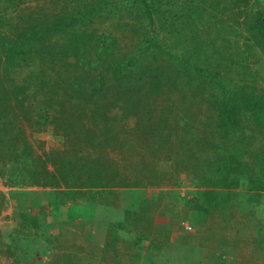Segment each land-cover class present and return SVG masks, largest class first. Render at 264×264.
<instances>
[{"label":"rangeland","instance_id":"obj_1","mask_svg":"<svg viewBox=\"0 0 264 264\" xmlns=\"http://www.w3.org/2000/svg\"><path fill=\"white\" fill-rule=\"evenodd\" d=\"M143 1L0 0V93L2 91L11 92L15 90V87L25 86L28 89L26 92L30 91L31 95L37 97V101L36 99L29 101L30 99L24 98L8 101L12 109L8 111L10 120L7 122L17 131L21 129L24 134L16 138L20 140H14L12 135H7V141L14 142L19 146V149H28L30 158L25 164L28 173L24 176L21 175L19 179L23 182L0 178V184H4L3 187L1 186L4 191H0L2 200L9 202L8 199L12 193H23L26 192L25 190L34 187L52 188L56 193L52 194L50 198L58 193L61 195L60 198L64 196L71 205L82 206L91 203L95 206L96 211H98L97 203L100 201V191L103 192L102 197L104 195L106 200H110L106 194L108 189H105V186L93 187L89 185V178H92L90 167L102 169V166L95 164L99 162L98 157H103L106 155V151H109L110 157L116 158L127 150V146L132 147L133 143L135 144L142 139L134 140V137L137 136L134 132L131 136L126 135V125H124L123 120L114 121L115 132L110 126L108 127L106 121L105 123L101 121V118H98L93 124L90 120L93 119L91 117L94 111L91 110L95 109L96 105L100 107L106 101L105 97L111 90L110 82H113L111 70L118 67L119 60H125L127 63L133 59L130 57L142 55L141 49L145 45L141 40V31L142 29H149L143 14L145 11ZM186 1L189 0H162L156 4L155 0L157 8L160 7L161 10L159 8V12L154 15L156 17L161 16V21H156L155 28L150 26L152 28L148 30L149 35L154 34L158 41L165 44V53L168 52L172 57L169 59V55L162 53L165 56V62L161 65H167V71L176 74V76L178 75L177 72H180L178 77L183 82L182 90L176 91L174 98L170 99L166 105L175 117L180 118V122L185 126L183 128L189 130L190 136L188 137H190L193 148L198 151L199 155L206 148L211 151L208 158L215 162L220 157L221 148L225 152L235 150L237 152L238 150L244 161L250 160L251 164H255V172L258 171V177L263 179L261 174L264 170L262 167L264 159L261 160L260 156H264V127H262L264 123H258L257 118L255 119L253 116H245L242 118L244 121L240 126L243 131L242 135H244L237 138L234 135L224 137L222 133L217 132L214 123L209 125L206 122L207 130L213 136V141H210L209 144L198 136V125L204 119L207 109L216 111L218 108L215 100L212 99L211 102H208L209 97L213 98L212 93L216 92L213 83H220L223 91L229 90L230 92L246 85L247 87H254L256 94H259L264 101V49L252 48L247 40L251 38L249 27L253 24V17L256 16V12L260 10L264 14V0H248L246 4L243 0H237L240 4L236 7L233 6V2L237 3L236 0H227V3H225L226 1L222 2L216 10H214L215 5L210 1L207 5H203V11L198 10V21L192 25L191 29L184 30L180 27L181 20L179 19L180 14L184 13L178 11H180L181 3ZM195 3L198 6V3ZM70 14L72 15L70 20L74 21V24L68 26L70 35L68 38H71V33H75L76 28H79L80 31H87L92 38L88 45L81 46L80 49L75 47L70 56V63L66 60L59 63L62 65L61 68H56V66L52 68L50 61H47L48 58H45L46 61L42 60L39 53L32 56V52H29L28 49L35 43L39 48L44 40H51L47 29H45L49 19L58 15L59 17L66 16L65 18L69 19ZM81 14L84 21L80 19ZM35 23H37V29L33 30L31 26ZM34 33L42 34L43 41L40 38H36L35 41L31 39L30 36ZM60 36L61 34L59 37L57 36L58 41L56 40L58 45L70 52L71 43ZM20 39L23 40V43ZM245 43H248L247 49L244 46ZM227 49L229 52L231 51V54L229 53L230 55L224 59L225 66L223 67L221 65L223 57L228 55L223 52ZM241 50L245 52L242 54ZM46 52L43 51V54L46 55ZM158 55L160 56H157L158 59L162 58L160 54ZM76 58L79 59V69L75 68L71 62ZM181 58H186L187 61L196 65L193 73H189L188 70L176 69L174 61ZM32 60L35 61V64L31 62ZM147 63L148 61H146ZM136 64L144 65V61L137 59ZM68 65L70 66L68 67ZM122 65L124 66V64ZM148 65L153 64L148 63ZM76 73H82L86 78L83 81L85 84L83 89H78L75 86L77 89L74 93L67 86ZM9 75L13 79H9L10 77H7ZM43 75H49L54 83L57 82L61 87L58 91L61 96L56 97L57 95L54 94L53 103L48 98L46 101L42 90L34 86L37 79L39 81ZM149 75H152L151 71H149L148 76L146 75L142 79L135 75L136 84L134 87L135 91L138 92V97H146V94L150 92ZM206 77L212 79L208 85L205 80ZM63 88L68 95L63 94ZM77 91L80 93L77 94ZM154 95L152 93V95L147 96L153 107L155 106L153 102H160L166 97V94ZM121 99L122 97L120 101H122ZM46 103H48L49 109ZM117 111L113 112L117 114ZM169 117L171 121V116ZM205 124H202L201 127H204ZM0 129L4 133H14L10 126L2 124ZM110 130L113 132L111 133ZM182 132L184 133L185 130ZM119 140L123 142L120 143ZM132 153L137 152L133 150ZM159 160L168 161L165 156L159 157L158 162ZM62 164H66V166H62ZM59 171L63 172V176L60 175ZM169 171L170 173H166V181H164L168 185H162L161 190L164 193L173 191L178 198L182 197L179 203L176 201V197L170 196L171 198L168 200L166 194L163 197L154 196L159 193L160 189L148 187L152 189L148 199H152L153 205L156 203L157 209H166L164 210L167 212L166 219L171 220V223L174 221L169 230L162 232L165 233L162 235V240L167 241L169 246L166 245L165 249L167 250H162L158 253L160 256L156 257L162 260V264H207L204 258L205 253L208 249L213 251L217 247L216 244L208 243L204 245V252L196 250L194 254L190 255L184 251L186 249L183 250L184 245L182 243L179 246L175 244L176 241L180 242L183 237H192L193 233L198 234V240L205 235L204 226L200 227L198 222V218H202L199 211L203 202L200 200L199 203L197 198L191 205H188L185 199L198 197L197 192L205 190L206 186L201 185L198 188L190 183L191 179L188 176L197 178V171L189 170L188 174L184 170L169 169ZM70 176L74 178L69 179ZM63 177L69 179L67 184L62 179ZM43 182L46 183L42 185ZM245 187V182H241L240 186L237 187L240 189L236 192L245 194ZM196 203L198 204L196 205ZM170 204H174L172 208ZM15 207L9 205L6 208V210H13V215L19 218L18 222L13 223L14 225L8 223L11 222V219L7 214L0 217V224H2L0 228V264H63L68 259L66 257L67 251H69L67 247L74 248L76 253L73 264H99L101 259L107 258L103 253L101 256L99 255L102 248L97 243H95L96 247L88 246L85 248L86 238L82 240L81 237L80 240L82 241L71 240L70 243H68V239H49L45 234L42 220L37 215L43 211L38 212L37 208L19 205L16 207L17 209ZM103 207H99L102 211V218L110 216L108 211L103 212V209L106 208ZM183 209L187 211L186 216ZM110 213L109 220H113L117 214L115 211ZM156 213L155 216L164 217V213L159 211ZM255 213L258 219L264 220V199L261 206L255 208ZM25 220L26 224L23 223ZM179 221H184L183 225L190 226L192 230L182 229L178 225ZM198 226L200 233H198ZM74 231L77 233L80 230L75 228ZM144 231L147 233L148 239L152 238L151 244L150 242L147 243L150 244L149 247L151 248L155 245L153 237L158 232L145 229ZM183 231L187 232L186 235ZM159 240L158 236L157 243ZM242 241L239 244L235 243V250L231 252L234 254L232 256L230 254L232 261L229 264H237L243 261H245L244 263L248 262L247 264H261L254 260L251 251L253 242H248L246 239ZM162 244H164L163 241ZM198 246H200L199 241ZM110 248L113 249V247ZM231 248L234 246L229 243L221 250L230 252ZM85 249H89L91 255ZM120 252L122 254L119 260H124L122 264L136 263V260L132 259V255L129 256L131 252L127 243H123ZM125 257L127 260L124 259ZM155 263L152 259L148 262V264Z\"/></svg>","mask_w":264,"mask_h":264},{"label":"trees","instance_id":"obj_2","mask_svg":"<svg viewBox=\"0 0 264 264\" xmlns=\"http://www.w3.org/2000/svg\"><path fill=\"white\" fill-rule=\"evenodd\" d=\"M160 1L156 0V4L160 3ZM210 1L215 5L214 10H216L222 2H228L227 0H189L181 3L180 11L178 12H183L184 14H180L179 16L181 20L180 27L184 28V30L191 29L192 25L198 21V10L203 11V5H207ZM247 1L248 0H243L244 4H246ZM195 2L198 3V6ZM156 4L155 0L143 1L145 9L143 14L149 25L148 30L152 28L150 26H154L155 28L157 25L156 21H161V16L156 17L154 15L156 12H159L160 8H157ZM239 4L238 1L237 3L233 2L234 7L239 6ZM255 15L256 16L253 17V24L249 27L251 38L247 40L252 48L259 47L260 49H264V14L259 10ZM71 16L70 14V18L67 19L65 18L66 16L59 17L58 15L46 22L45 29H47V33L51 38L50 41H43L42 34H32L30 36L31 39L35 41L36 38H40L44 44L42 42L39 48H37L36 43L31 46L28 49L29 52H32L31 55L34 56V54L39 53L42 60L46 61L45 58L49 59H47V61H50L52 68H54V66H56V68H61L62 65H59V63L66 60L69 62L75 47L80 49L81 46L88 45L92 37L89 36L87 31H80L79 28H76L75 33H71V40L68 38L70 37L68 26L74 24V21L70 20ZM80 19L84 21L82 14L80 15ZM31 28L36 30L37 23L33 24ZM148 30L142 29L141 31V40H143V44L145 45V47L141 49L142 55L130 57V59H133L127 61V63L125 60H119L118 67L112 68L113 82H110L111 90H109V93L105 97L106 101L101 104L100 107L96 105V108L91 110L94 111V114L91 117L93 119L90 120L94 124L98 118H101V121H104V123L106 121L108 127L110 126L113 130L115 128L113 125L114 121L117 119L123 120L124 125H126V135L131 136L132 132H134L137 135L134 137V140L137 138L142 140L137 141L135 144L133 143L131 145L132 147L127 146V150L123 154H119L116 158L110 157L109 151H106V155L103 157H98L99 162L95 164L102 166V169L98 170L97 168L90 167L92 178H89V185L93 187L105 186V189L108 190H115L118 188L139 189L155 187L160 190L159 193L154 196L163 197L165 193L162 192L161 186L164 184L168 185L166 184L167 182L164 183V181H166V173H170L169 169L184 170L186 174L190 172L189 170L192 172L197 171V178L187 175L188 178L191 179L190 183L195 187L205 185L206 189L197 192L198 197H188L185 201L188 205H191L197 198L199 203L200 200L203 202L201 204V210L199 211L202 218H198V222L200 223V227L204 226L203 231H205V235L199 238L200 249H198L204 252V245L208 243H213L217 246L211 251L213 254H209V252L205 254L204 258L207 259L205 262H210L211 264H229L232 261V258L230 259L232 255L230 256V254L235 250V243H242V240L246 239L248 242H253L251 251L254 260L264 264V220L262 218L258 219L255 213V208L260 207L264 199V170L261 174L263 179H261L258 177V171L255 172L254 170L255 164H251L250 160L244 161L242 154H240L238 150L237 152L236 150L225 152L221 148L220 157L214 162L213 159L208 158L211 153L210 150L203 148L204 153L202 152L199 155L198 151L193 148L194 146L191 143V139L188 137L190 136L189 130L183 128L185 126L180 122V118L175 117L174 113H172L166 105L170 99L174 98L176 91L182 90L181 86L183 82L178 77L180 72H177L178 75L176 76V74L167 71V65H161V63L165 62V56L162 54L165 53V44L158 41L154 34L149 35ZM60 34L71 43L72 47L70 52H67V50L58 45L57 36L59 37ZM20 40L21 43H23V40ZM244 46L247 49L248 43H245ZM43 51H47L46 55L43 54ZM244 52V50H241L242 54ZM223 53L228 54L223 57V62L221 63L224 67V59L231 54V51L229 52V49H227V51ZM158 54H160L162 58L158 59ZM165 54L169 55L168 52ZM137 59L142 62L144 61V65L136 64ZM169 59H172L170 55ZM146 61L153 65L149 66L148 63L146 64ZM31 62L35 64V61L32 60ZM71 62L75 68L79 69V59L76 58V60H72ZM174 62L176 63V69L180 71L188 70L189 73H193V69L196 68V65L187 61L186 58L177 59ZM121 64H124V66H121ZM70 65H68V67ZM169 69L171 71V66ZM149 71L152 72V75H149L151 81L150 92L147 94L145 93L146 97H138V92L135 91L134 87V84H136L134 77L136 75L137 78L142 79L144 76H148ZM7 77H10V75ZM85 78L84 74L76 73L71 78L72 83L70 82L67 88L71 89L74 93L77 88L82 90L85 85L83 82ZM9 79H13V77ZM205 80L207 81V85L212 81V79L208 77H206ZM212 85L216 92L212 93L211 96L213 98L209 97L208 102H211L212 99L215 100L218 108L216 111L207 109L204 119L198 125V136L208 144L210 141H213V136L210 134L209 130H207L206 122L209 125L214 123L217 132L219 131L222 133L224 137L234 135L237 138H241L244 135H242L243 131L240 126L244 121L242 118L245 116H253V118H257L256 121L258 123H264V101L259 94H256L254 87H247L246 85L230 92L229 90L223 91L221 84L218 82ZM34 86L42 90L43 97L46 101L48 98L53 103L54 94L57 95L56 97L61 96L60 93H58L61 87L57 82L54 83L49 75L41 76L39 81L37 79ZM63 89V94L68 95L65 88ZM26 90L28 89L25 86H18L11 92L2 91L0 93V125L10 126L14 131V133L10 134L9 132L4 133L3 130L0 129L1 179L18 181L21 175L24 176L28 173L25 164H27L30 158L29 150L19 149L17 144L7 141V135H12L15 140L24 134L21 129L17 131V129H14L12 125L7 122L10 120L8 111L12 109L8 101L16 98L30 99L29 101L36 99L37 101V97L31 95L30 91L26 92ZM81 90L79 91L81 92ZM79 91H77V94L80 93ZM152 93L153 95L158 93L166 94V97L160 102H153L156 106L153 107L152 102L147 98V96L152 95ZM218 95L220 97H217ZM91 96H93V94H91ZM121 97L122 101H120ZM96 104H98V102H96ZM46 105L49 109L48 103H46ZM115 110H118L117 114L114 113ZM80 113L83 112L80 111ZM163 114H165V116H162ZM169 116H171V121ZM202 124H205V126L201 127ZM262 127H264V124H262ZM182 130H185V132L183 133ZM110 132L112 133L113 131L110 130ZM119 142L122 143L123 141L119 140ZM197 145L199 146V144ZM239 149L241 148L239 147ZM133 150L137 153H132ZM162 156H165L168 161L163 162V160H159L158 162L159 157L161 158ZM151 158H153V160H150ZM260 159L263 160L264 156L261 155ZM62 166H66V164H62ZM262 167L264 169V164ZM59 173L63 176V172L59 171ZM71 178L74 177L70 176L69 179ZM62 179L66 184L68 183L69 179L64 177ZM186 181L189 182L190 180ZM176 182L178 181L176 180ZM241 182H245L246 184L245 194L236 192V190L240 189L237 187L240 186ZM45 183L46 182H43L42 185ZM76 186L78 185L76 184ZM102 193V191L99 193V198H101V200ZM170 194H173L177 198L176 201H178V199H180L179 201L182 200V197L178 198L173 191L170 192ZM92 196H94V194H92ZM104 199L106 200V198ZM4 202L5 201L0 198V212L4 210ZM197 204L198 203H196V205ZM107 205L108 204L105 206L106 210ZM164 210L166 209H161L160 212L167 214ZM156 211L157 206L156 203L153 205L152 199L143 200L136 211H127V215L123 218L114 217L116 225L110 228L111 233L121 232L124 237V243L127 242V244H132V248L136 250L133 259L136 260L138 264L144 255L156 262L155 264H162V260L156 256H160L158 253L162 250H167L165 249L166 245L169 246L167 241L162 244L163 233L160 231L162 225H155L154 230L156 233L158 232L156 235L160 238L159 243L151 248L143 247L144 241L148 239L144 229L149 226V221H153L152 216ZM183 213L186 216L187 211L183 209ZM23 223L26 224V220ZM173 223L174 221L172 224ZM183 224L184 221H179L178 223L182 229L184 228ZM199 226L198 233L201 232ZM127 236L132 237L129 238ZM191 238L190 236L183 237L180 242L176 241L175 244L179 246V244L182 243L184 245V250L186 249L185 245L189 243L188 241ZM112 239L115 241L117 238L113 235ZM230 239H232V241H230ZM229 243H231L234 248H231L230 252L222 251L221 249L224 246H228ZM217 250L218 254L216 255L215 252ZM229 259L230 261L228 262Z\"/></svg>","mask_w":264,"mask_h":264},{"label":"crops","instance_id":"obj_3","mask_svg":"<svg viewBox=\"0 0 264 264\" xmlns=\"http://www.w3.org/2000/svg\"><path fill=\"white\" fill-rule=\"evenodd\" d=\"M1 186L3 187L4 184L2 185L0 184V191H4L3 190L4 188H1ZM151 190L152 189L148 187L139 188V189H121V188L119 189L118 188L115 190H108V193L106 194L110 198V200L107 199L110 202L105 200L104 199L105 196L103 195L104 198L102 197V200L101 198H99L100 201H98L97 203L98 211H96L95 206L91 205V203L83 204L82 206H78L77 204L71 205L70 201L66 200L64 196L61 197L62 198L61 199L60 198L61 195H58V193L52 198H50L52 194L54 195V193H56L54 189L52 188L42 189L39 187H34V188H29L25 190L26 192H23V193H17V194L12 193L10 198L8 199L9 202L7 201L4 202L5 207H4L3 212L6 210L7 207H9V205H12L13 207H15L16 205L17 206L19 205V206H25V207H29L33 209L37 208L38 212L43 211L42 212L43 214L37 213V215L41 218L42 220L41 222L44 225L43 228L45 230V234L48 236L49 239L51 240H55L56 238L68 239L67 241L68 243H70L72 242L71 240L82 241L84 238H86L84 242L85 248L88 246L96 247L95 243H97L99 244V247L102 248V251L99 252V255L101 256V253H103L107 257V258L101 259V262L99 264H122L124 260L121 261L119 260V258H120V255L122 254L120 250L123 247L124 237L119 231L117 233H111L110 228L116 225L115 224L116 220L113 217H112L114 219L113 221L109 220L111 216L110 212L115 211V213L117 214L116 215L117 217H120V218L125 217L127 215L126 214L127 211L129 212L136 211L139 208L140 203L143 200H146L149 198ZM109 191H111L112 193ZM165 194L168 195V200L171 197L172 198L175 197L173 194H170V192H165ZM105 201L108 203H106ZM101 202L104 204H102ZM177 202L179 203L180 201H177ZM105 203L108 204L107 210L105 208L103 209V212H105V210L108 211L107 213L110 216L102 218V211L100 210V208H102L103 206H106ZM170 205L172 208L174 204H170ZM160 210L157 209V211L159 212ZM3 212L0 214V217L1 215L7 214L9 218L11 219V222H8V223H12V225H14L13 223L19 221L18 220L19 218H16V216L13 215L14 214L13 210L7 209L6 212L4 213ZM155 214L157 213L155 212L153 214L152 216L153 221L152 222L149 221L148 223L149 226H147L145 230L153 231L155 229V225L156 226L162 225L161 226L162 229L160 230L162 232H164L165 230H169L171 228L172 223H171V220L166 219L167 214L165 213L164 217L155 216ZM169 216L171 217L170 214ZM120 220H123V219H120ZM1 225L2 224H0V228L2 227ZM75 228H78V230L80 231L76 233L74 231ZM3 231H6V230H3ZM186 233L187 232H184V235H186ZM163 234L165 235V233ZM113 235L117 238L115 241H113L112 239ZM127 237L131 238L132 236H127ZM80 238L82 240H80ZM147 238H148V235H147ZM89 240H92V241L89 242ZM151 241H152V238L145 240L143 243V247L144 248L149 247V245L151 244ZM153 241L155 242V245L158 244L157 235L153 237ZM162 241L165 242V240H162ZM148 242H150L149 245L147 244ZM188 242L189 243L185 245V248H186L185 252H187L189 255L194 254L196 250L197 251L199 250L198 248L200 246H198V234L196 235L195 233H193L192 238ZM128 245H129V250L131 252L129 256L131 257L132 255L133 257V255L136 253V250H134L135 248L134 249L132 248V244H128ZM110 247H113V249L111 250ZM67 250H69L67 251V255H66L68 259H67V262H63V264H73L75 260V254H76L74 251V248L67 247ZM85 251H88V253L91 255V253L89 252L90 251L89 249L87 250L85 249ZM208 252L209 254H213L210 249H208L205 254H208ZM215 254L217 255L218 251H216ZM69 256L71 257L69 258ZM124 259L127 260V257H125ZM235 259L238 261L237 258ZM149 261L150 259L144 255L139 264H148ZM244 262L245 261L237 263V264H247ZM205 263L208 264L209 262H205ZM134 264H138V262Z\"/></svg>","mask_w":264,"mask_h":264},{"label":"built area","instance_id":"obj_4","mask_svg":"<svg viewBox=\"0 0 264 264\" xmlns=\"http://www.w3.org/2000/svg\"><path fill=\"white\" fill-rule=\"evenodd\" d=\"M184 228L187 230V231H191V227L190 226H184Z\"/></svg>","mask_w":264,"mask_h":264}]
</instances>
